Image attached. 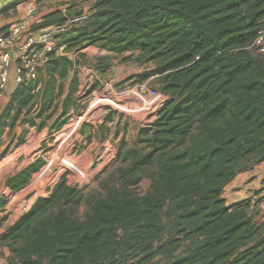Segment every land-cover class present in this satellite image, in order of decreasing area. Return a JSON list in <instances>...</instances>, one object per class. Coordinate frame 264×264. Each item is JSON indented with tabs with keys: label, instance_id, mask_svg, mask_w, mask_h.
I'll list each match as a JSON object with an SVG mask.
<instances>
[{
	"label": "trees",
	"instance_id": "trees-1",
	"mask_svg": "<svg viewBox=\"0 0 264 264\" xmlns=\"http://www.w3.org/2000/svg\"><path fill=\"white\" fill-rule=\"evenodd\" d=\"M85 14L58 43L68 52L137 53L169 99L156 114L148 152L134 154L120 187L83 196L61 181L19 217L3 236L14 262L264 264L254 217L221 198L239 172L264 160V56L247 49L264 20V0H92ZM66 20L54 12L44 26ZM52 63L61 76L71 66L61 57ZM8 117L0 113V136ZM144 168L146 189L129 190L139 180L133 172ZM31 170L9 187L23 185Z\"/></svg>",
	"mask_w": 264,
	"mask_h": 264
},
{
	"label": "rangeland",
	"instance_id": "rangeland-1",
	"mask_svg": "<svg viewBox=\"0 0 264 264\" xmlns=\"http://www.w3.org/2000/svg\"><path fill=\"white\" fill-rule=\"evenodd\" d=\"M12 1L0 0V8ZM91 3L92 0H38L37 10L46 5L51 10L69 12L89 8ZM12 14L1 16L0 26ZM64 56H74V74L80 83L76 82L74 90L67 94L63 90L54 104L42 105L40 111H35V128H16L1 137L0 264H16L9 240L3 238L7 230L38 198H48L59 182L83 196L99 193L103 186L120 187L119 174L131 168L134 154L148 152L147 140L161 108L148 95H141L140 88L157 90L162 97L160 103L169 99L159 91L156 76L149 73L152 65L137 60V53L115 54L89 46ZM27 168H32L28 180L11 189L8 181ZM148 173L150 168L135 170L133 174L139 180L129 184V190H145ZM221 198L226 205L245 206L258 224V232L264 233V160L239 172L222 189ZM163 262L157 257L151 264Z\"/></svg>",
	"mask_w": 264,
	"mask_h": 264
},
{
	"label": "built area",
	"instance_id": "built-area-1",
	"mask_svg": "<svg viewBox=\"0 0 264 264\" xmlns=\"http://www.w3.org/2000/svg\"><path fill=\"white\" fill-rule=\"evenodd\" d=\"M37 1L26 0L22 18L11 22L6 30L0 33V105L10 79L16 85L36 81L39 68L47 63L50 55L68 54L66 46L58 43L57 36L68 31L72 24L86 18V14L81 13L75 18H67L61 25H49L35 31L31 30L30 23L37 10ZM62 13L66 14L67 11L62 9ZM247 49L264 56V20ZM38 88V85H35V90ZM140 94L151 97L154 105L160 104L162 107L165 104L160 103L162 97L157 90H145L141 87Z\"/></svg>",
	"mask_w": 264,
	"mask_h": 264
},
{
	"label": "crops",
	"instance_id": "crops-1",
	"mask_svg": "<svg viewBox=\"0 0 264 264\" xmlns=\"http://www.w3.org/2000/svg\"><path fill=\"white\" fill-rule=\"evenodd\" d=\"M25 1L26 0H13L8 5L2 6L0 8V17L4 14L11 15L12 12L14 13L12 14L11 19H6L3 25L0 26V33L4 32L11 22L22 18L24 15ZM47 7L48 6L45 5L42 8H38V10H36L33 21L30 23L31 30L35 31L36 28L38 30L47 27L44 26L45 17L54 12H58ZM60 11L62 12V9ZM59 57L65 58L68 62H71V66H69L65 71L64 76H61L58 71L54 70L53 67L52 60ZM74 59V56L71 58L53 54L50 61L38 71L36 81H32L27 84L16 85L13 83L12 79L9 80L5 90V95L0 105L1 111L4 114H8L9 116L2 131L3 134L0 136V142L4 133L11 131L13 132V130L16 128L21 130L22 128H29V125H32L34 126L33 128H35V111H40L42 105L48 106L49 103L54 104L58 100L57 98H59V95L63 92V90H65V94L74 90L75 85L72 82L73 76L76 78L75 80L77 82V75L74 74V69L77 68L74 65ZM11 71H13V65H11ZM79 83L80 82H77V84ZM35 85H38L39 88L41 85V90H35ZM14 95L16 101H12ZM27 95L29 96L28 102L24 106H21L20 102L22 97ZM50 109L52 110L51 107ZM45 111L46 109L43 110V112Z\"/></svg>",
	"mask_w": 264,
	"mask_h": 264
},
{
	"label": "water",
	"instance_id": "water-1",
	"mask_svg": "<svg viewBox=\"0 0 264 264\" xmlns=\"http://www.w3.org/2000/svg\"><path fill=\"white\" fill-rule=\"evenodd\" d=\"M4 0H1V3H3ZM89 10V8H85V9H77V10H73V11H69L67 12L65 15L67 16V18H75L76 16L80 15L81 13H87Z\"/></svg>",
	"mask_w": 264,
	"mask_h": 264
}]
</instances>
